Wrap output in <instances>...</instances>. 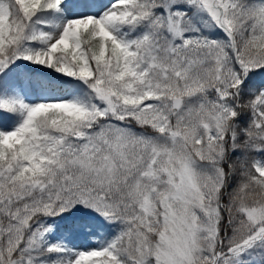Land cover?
Returning <instances> with one entry per match:
<instances>
[{
	"label": "snow or ice",
	"instance_id": "1",
	"mask_svg": "<svg viewBox=\"0 0 264 264\" xmlns=\"http://www.w3.org/2000/svg\"><path fill=\"white\" fill-rule=\"evenodd\" d=\"M0 264H264V0H0Z\"/></svg>",
	"mask_w": 264,
	"mask_h": 264
}]
</instances>
